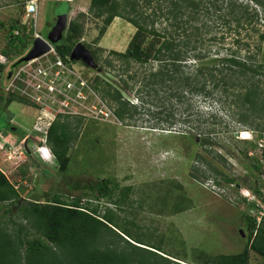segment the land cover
I'll return each mask as SVG.
<instances>
[{"label": "trees", "instance_id": "trees-1", "mask_svg": "<svg viewBox=\"0 0 264 264\" xmlns=\"http://www.w3.org/2000/svg\"><path fill=\"white\" fill-rule=\"evenodd\" d=\"M88 13L102 19L97 39L116 17L125 19L136 29L125 51H111L114 59L123 64L122 71L126 74L121 78L123 85L115 86L101 73L94 77L95 90L107 101L117 122L129 125L139 113L152 114L160 123H167V128L160 124L154 128L170 130L175 126L173 116L160 118L169 102L176 99L183 103L200 95L221 103L224 99L233 110L234 120L264 134V63L257 59L264 45V0H91ZM84 16L86 13L81 12L70 20L56 45L61 54H70L80 41L84 23L79 18ZM161 20L167 21L163 28L158 25ZM217 26L234 32L237 48L231 46L224 56H216L208 64L203 62L210 56V50L205 48V36ZM9 30L10 50H3L0 55L7 60L19 59L34 35L26 23L16 22ZM251 36L256 38L254 44L244 40ZM102 51V48L90 51L96 63L94 71L101 70L98 61ZM104 62L113 66L110 58ZM134 63L157 64V68L147 69L140 79V88H136L141 104H135L124 94L127 89H134L129 85L130 79L139 82L130 72ZM5 67L0 61V73ZM218 92L220 95L215 97ZM13 101L30 104L0 88V116ZM147 102L149 105L145 106ZM11 120L8 127L17 132L19 142L25 130H20ZM83 122L82 117L59 115L48 129V146L68 188L73 193L82 190L84 195L55 192L45 201L26 198L0 169V264H185L171 259L170 256H175L161 247L133 238L119 212L129 204L132 186H120L110 176L94 180L71 176L69 151L81 138ZM13 125L15 130L11 129ZM189 129L196 130L200 136L215 132L214 128L201 125ZM206 164L203 176L209 171L219 173ZM256 168L264 173L260 165ZM224 179L236 183L234 178L224 176ZM248 188L264 198L259 185ZM246 218L248 237L240 252L203 255L196 264H249L250 251L264 257V213L259 220L257 216L246 215Z\"/></svg>", "mask_w": 264, "mask_h": 264}, {"label": "rangeland", "instance_id": "rangeland-1", "mask_svg": "<svg viewBox=\"0 0 264 264\" xmlns=\"http://www.w3.org/2000/svg\"><path fill=\"white\" fill-rule=\"evenodd\" d=\"M25 1L0 0V52L10 50V26L23 23L27 18ZM90 3L91 0H38L35 33L56 47L70 20L81 12L86 13L79 18L84 23L80 42L89 51L103 49L98 61L101 70L94 71L81 60L76 61L77 65L84 67L85 76L101 73L106 80L121 87V78L126 74L122 71V62L114 59L111 51H125L136 29L125 19L116 17L97 39L103 22L88 13ZM166 22L161 20L159 27L163 28ZM214 36L216 39L212 40ZM205 38L210 56L203 62L208 64L212 63L210 59L224 56L231 46H237L234 45V32H228L225 27L217 26ZM34 40L33 36L23 55L30 51ZM244 40L256 42L252 36ZM251 48L256 52L253 46ZM105 58L112 59L113 66H107ZM257 59L264 63V45ZM150 67L155 69L157 64L132 65L130 72L139 82L130 79L129 85L134 89H127L124 94L135 104H141L135 91ZM218 95L219 92L215 97ZM148 105L149 102L145 106ZM37 114L36 107L19 101H13L2 112L0 169L26 198L45 201L55 192L84 195L82 190L73 193L68 188L54 155L51 163L45 162L31 145L37 143L42 134L34 130ZM232 114L233 110L224 99L221 103L216 98L199 95L183 103L176 99L169 102L160 118L173 116L175 126L170 130L154 128L156 124L167 128V123H160L152 114L139 113L129 125L84 119L81 138L69 151V173L74 178L85 176L93 180L110 176L120 186H132L129 204L119 211L125 226L133 232V238L161 247L167 254L184 261L170 256L173 260L196 264L202 261L203 255L238 253L247 242L246 215L257 216L259 220L264 213V198L248 188L259 185L264 197V173L256 168L260 165L264 170V148L260 145L264 135L238 123ZM10 120L20 130H25L24 137L27 136L33 148L30 154L10 157L7 143H17L18 139L17 132L8 127ZM199 125L214 128L215 132L200 136L196 130L189 129ZM243 129L251 133L250 138H241ZM206 163L219 173L209 171L203 176ZM224 176L234 178L236 183H227ZM180 206L182 208L178 209ZM249 264H264V257L250 251Z\"/></svg>", "mask_w": 264, "mask_h": 264}, {"label": "built area", "instance_id": "built-area-1", "mask_svg": "<svg viewBox=\"0 0 264 264\" xmlns=\"http://www.w3.org/2000/svg\"><path fill=\"white\" fill-rule=\"evenodd\" d=\"M25 9L27 18L23 23L30 29L39 10L38 0H26ZM15 33L19 31L15 30ZM33 35L35 38L41 37L36 33ZM45 42L49 49L29 60L20 61L26 54L15 60H7L0 55V61L6 65L0 73V88L26 99L38 111L34 130L42 134L37 143L31 144L35 150L49 149L48 129L59 115L114 123L118 121L107 101L95 90V76H85L84 67L77 65L76 61L79 60L72 59L71 53L63 55L54 45L47 40ZM260 145L264 148V136ZM7 146L10 157H16L15 154L21 157L33 151L27 136L17 143L8 142Z\"/></svg>", "mask_w": 264, "mask_h": 264}, {"label": "water", "instance_id": "water-1", "mask_svg": "<svg viewBox=\"0 0 264 264\" xmlns=\"http://www.w3.org/2000/svg\"><path fill=\"white\" fill-rule=\"evenodd\" d=\"M29 31L31 34L35 33V22H32ZM48 49L49 45L45 42V40H43V38L41 37H36L32 48L25 56L20 59V61L29 60L42 54ZM71 58L74 60H81L85 64L92 66L93 68L96 67V63L91 52L80 41L73 47L71 51Z\"/></svg>", "mask_w": 264, "mask_h": 264}, {"label": "clouds", "instance_id": "clouds-1", "mask_svg": "<svg viewBox=\"0 0 264 264\" xmlns=\"http://www.w3.org/2000/svg\"><path fill=\"white\" fill-rule=\"evenodd\" d=\"M36 153L40 156V158L42 160H44L45 162H49L51 163L52 162V153H51V150L48 149V148H42V149H37L35 150Z\"/></svg>", "mask_w": 264, "mask_h": 264}, {"label": "bare ground", "instance_id": "bare-ground-1", "mask_svg": "<svg viewBox=\"0 0 264 264\" xmlns=\"http://www.w3.org/2000/svg\"><path fill=\"white\" fill-rule=\"evenodd\" d=\"M245 134H247V135H245ZM240 135H241V138H250L251 137V133L247 129H243L241 131Z\"/></svg>", "mask_w": 264, "mask_h": 264}, {"label": "flooded vegetation", "instance_id": "flooded-vegetation-1", "mask_svg": "<svg viewBox=\"0 0 264 264\" xmlns=\"http://www.w3.org/2000/svg\"><path fill=\"white\" fill-rule=\"evenodd\" d=\"M14 128H16L14 125H13V126H11V129L15 130Z\"/></svg>", "mask_w": 264, "mask_h": 264}, {"label": "crops", "instance_id": "crops-1", "mask_svg": "<svg viewBox=\"0 0 264 264\" xmlns=\"http://www.w3.org/2000/svg\"><path fill=\"white\" fill-rule=\"evenodd\" d=\"M35 26H36V23H35ZM36 28V27H35Z\"/></svg>", "mask_w": 264, "mask_h": 264}, {"label": "snow or ice", "instance_id": "snow-or-ice-1", "mask_svg": "<svg viewBox=\"0 0 264 264\" xmlns=\"http://www.w3.org/2000/svg\"><path fill=\"white\" fill-rule=\"evenodd\" d=\"M245 135H247V134H245Z\"/></svg>", "mask_w": 264, "mask_h": 264}]
</instances>
